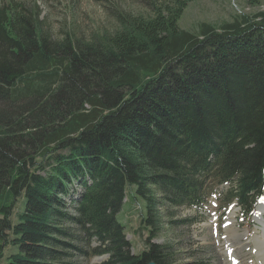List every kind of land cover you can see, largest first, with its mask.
Returning <instances> with one entry per match:
<instances>
[{"label": "trees", "instance_id": "obj_1", "mask_svg": "<svg viewBox=\"0 0 264 264\" xmlns=\"http://www.w3.org/2000/svg\"><path fill=\"white\" fill-rule=\"evenodd\" d=\"M194 1L57 41L37 0H0V100L13 107L0 110V264H57L66 248L101 264H176L153 243L158 195L202 218L225 186L219 201L252 220L264 196V12L184 30ZM131 193L144 201L135 233L148 232L138 253L119 219ZM71 230L78 247L64 241Z\"/></svg>", "mask_w": 264, "mask_h": 264}, {"label": "rangeland", "instance_id": "obj_2", "mask_svg": "<svg viewBox=\"0 0 264 264\" xmlns=\"http://www.w3.org/2000/svg\"><path fill=\"white\" fill-rule=\"evenodd\" d=\"M37 1L41 7L42 17L48 25L50 36L60 41L66 37L68 32L86 40H92L96 35L113 33L118 29L117 18L119 16L149 18L154 15L156 7L174 4L177 0H53L52 3ZM258 12H264V0H259V4L255 6L251 5L248 0H197L189 4L179 25L184 30L196 31L201 23L218 27L243 14L252 15ZM29 103L30 101L25 102V108ZM10 104L8 99L0 100V110L11 114L13 107ZM135 189L136 187H133V192ZM227 189L228 187L225 186L220 187L216 189L215 194L219 196ZM77 190L78 193L82 192V189L77 188ZM158 196L160 201L157 213L160 222L159 230L156 231L157 238L153 243L170 247L175 255L176 264H200L202 262L231 264L225 237L226 229L229 227V217L233 212L238 214L236 217L238 224L235 223L233 228L239 229L241 235L239 242L245 246L242 250L236 251L237 255L241 252L240 257L244 258L247 264H264V258L259 255V244H257L258 234L264 229V220L258 221V210L250 222H244L240 208L234 204L228 211H225L222 208L225 199L219 204L220 198L214 196L209 200L207 213L200 218L197 216L198 211L175 208L162 200V195ZM129 199L130 204L124 206L119 219L123 224L133 227L128 240L133 244V252L138 253L144 249V241L148 238L147 231H142L140 235L135 233L140 229L142 214H145L144 201L138 198L134 202L132 193ZM263 200L264 197L261 202ZM131 209H133L132 212ZM195 217L202 222L191 226L181 223L183 220ZM250 223L254 225L251 227ZM69 233L73 237L64 239V241L78 247L79 234L76 230H71ZM64 250L69 256L57 264H101L107 260V257H98L88 261L83 253L71 248Z\"/></svg>", "mask_w": 264, "mask_h": 264}, {"label": "bare ground", "instance_id": "obj_3", "mask_svg": "<svg viewBox=\"0 0 264 264\" xmlns=\"http://www.w3.org/2000/svg\"><path fill=\"white\" fill-rule=\"evenodd\" d=\"M258 221L264 220V200L260 203L258 207ZM236 212H233L231 216L229 217V227L226 229V237L225 242L227 245V254L231 257V264H247L244 258L240 257L241 252L237 255L236 251H239V249H243L245 246L240 241L241 235L239 233V229L233 228L236 222ZM257 241L259 244V255L264 258V229L261 231V233L258 234ZM256 242V241H255ZM260 259V258H259ZM263 260V259H262Z\"/></svg>", "mask_w": 264, "mask_h": 264}, {"label": "water", "instance_id": "obj_4", "mask_svg": "<svg viewBox=\"0 0 264 264\" xmlns=\"http://www.w3.org/2000/svg\"><path fill=\"white\" fill-rule=\"evenodd\" d=\"M149 264H157L156 262H154V261H151Z\"/></svg>", "mask_w": 264, "mask_h": 264}]
</instances>
